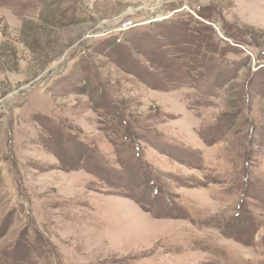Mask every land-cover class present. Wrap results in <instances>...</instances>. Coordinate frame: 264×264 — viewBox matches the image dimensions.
Here are the masks:
<instances>
[{
	"label": "rangeland",
	"instance_id": "1",
	"mask_svg": "<svg viewBox=\"0 0 264 264\" xmlns=\"http://www.w3.org/2000/svg\"><path fill=\"white\" fill-rule=\"evenodd\" d=\"M0 264H264V0H0Z\"/></svg>",
	"mask_w": 264,
	"mask_h": 264
},
{
	"label": "built area",
	"instance_id": "2",
	"mask_svg": "<svg viewBox=\"0 0 264 264\" xmlns=\"http://www.w3.org/2000/svg\"><path fill=\"white\" fill-rule=\"evenodd\" d=\"M149 23H150V20L147 19V22L145 21V24H149ZM134 25H137L136 21L131 18L120 20L119 22L115 23L114 26H112L110 29H107L105 32L108 33V32L115 31L118 33V32H122V31L130 29Z\"/></svg>",
	"mask_w": 264,
	"mask_h": 264
}]
</instances>
